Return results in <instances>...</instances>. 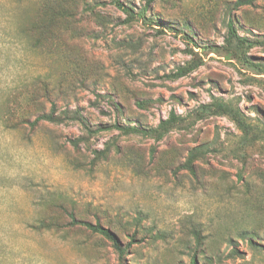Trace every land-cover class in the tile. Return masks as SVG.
I'll return each instance as SVG.
<instances>
[{
    "label": "rangeland",
    "instance_id": "rangeland-1",
    "mask_svg": "<svg viewBox=\"0 0 264 264\" xmlns=\"http://www.w3.org/2000/svg\"><path fill=\"white\" fill-rule=\"evenodd\" d=\"M236 1L0 0V264H264V0ZM212 96L252 133L189 117ZM172 111L187 120L160 141L70 118L150 129Z\"/></svg>",
    "mask_w": 264,
    "mask_h": 264
},
{
    "label": "trees",
    "instance_id": "trees-1",
    "mask_svg": "<svg viewBox=\"0 0 264 264\" xmlns=\"http://www.w3.org/2000/svg\"><path fill=\"white\" fill-rule=\"evenodd\" d=\"M259 1L262 0H237L235 3V7H252L255 6ZM116 2L119 8H121L125 12L129 11V9L126 8L119 1ZM150 2H148V4H150ZM227 26L229 32L227 42L230 45L233 44V40H237V45L239 48H243V46H246V44L247 46H250V42L246 38H241L237 35L232 18H230ZM198 66V63H189L183 67H180L172 77L180 78L187 76L189 73L193 72ZM258 71L261 75H264V68H259ZM214 116L229 118L236 125V127L246 135L251 134L253 131L252 127L247 122V117L245 116V114H243L242 110L239 107V102L237 101H228L221 97L212 96L211 101L209 103L200 105L197 109L194 110L192 114L189 115V117L195 118L196 120H203ZM66 118H68L67 115ZM70 118H72V120L78 121L82 126L83 130L89 135H94L103 131L115 129L123 135H142L144 137L151 138L154 141L162 140L170 131L177 127H180L187 120V118L181 117L177 115L174 111H172L170 113V116L166 120H162L157 127L150 129H140L137 127H126L119 124H114L110 127L105 125H98L95 128H92L87 122V120L83 118L78 112H76ZM43 121L55 123L61 122L62 120L60 119V117L55 116L54 112H51L50 114L40 115L36 117L33 122L30 123L32 129H34L36 126L39 125V123ZM72 144L75 149L79 148V143L77 141H72ZM69 216L72 225H81L88 229L91 233L103 236L104 238L112 242L114 248L120 254H123L124 249L121 248L120 241L113 231L103 227L100 223L93 224L88 221L78 220L73 213H70ZM191 263L196 264V259L192 258Z\"/></svg>",
    "mask_w": 264,
    "mask_h": 264
}]
</instances>
